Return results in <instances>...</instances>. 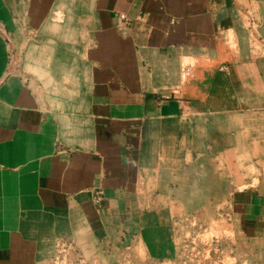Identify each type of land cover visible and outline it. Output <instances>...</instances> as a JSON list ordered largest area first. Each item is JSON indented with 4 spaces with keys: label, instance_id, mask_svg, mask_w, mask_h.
<instances>
[{
    "label": "crops",
    "instance_id": "crops-1",
    "mask_svg": "<svg viewBox=\"0 0 264 264\" xmlns=\"http://www.w3.org/2000/svg\"><path fill=\"white\" fill-rule=\"evenodd\" d=\"M253 165L264 0H0V264L170 259L181 215L264 212Z\"/></svg>",
    "mask_w": 264,
    "mask_h": 264
},
{
    "label": "rangeland",
    "instance_id": "rangeland-1",
    "mask_svg": "<svg viewBox=\"0 0 264 264\" xmlns=\"http://www.w3.org/2000/svg\"><path fill=\"white\" fill-rule=\"evenodd\" d=\"M246 172L253 187H264V166L253 165ZM236 219L234 226L223 213L183 214L175 222L177 251L173 257L150 259L140 246H128L119 252L115 264H264V212L257 217L241 213Z\"/></svg>",
    "mask_w": 264,
    "mask_h": 264
},
{
    "label": "built area",
    "instance_id": "built-area-1",
    "mask_svg": "<svg viewBox=\"0 0 264 264\" xmlns=\"http://www.w3.org/2000/svg\"><path fill=\"white\" fill-rule=\"evenodd\" d=\"M121 19H124L121 16ZM101 192L96 193L95 202L101 199ZM41 264H88L76 245L69 239L59 238L53 244V253L50 258Z\"/></svg>",
    "mask_w": 264,
    "mask_h": 264
}]
</instances>
